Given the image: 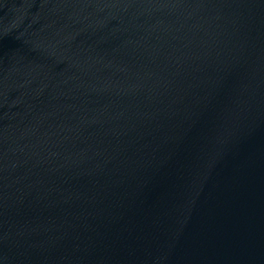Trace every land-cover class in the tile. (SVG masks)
Wrapping results in <instances>:
<instances>
[{
	"label": "water",
	"instance_id": "95a60500",
	"mask_svg": "<svg viewBox=\"0 0 264 264\" xmlns=\"http://www.w3.org/2000/svg\"><path fill=\"white\" fill-rule=\"evenodd\" d=\"M0 264H264V0H0Z\"/></svg>",
	"mask_w": 264,
	"mask_h": 264
}]
</instances>
